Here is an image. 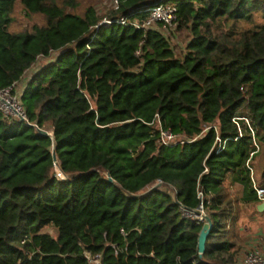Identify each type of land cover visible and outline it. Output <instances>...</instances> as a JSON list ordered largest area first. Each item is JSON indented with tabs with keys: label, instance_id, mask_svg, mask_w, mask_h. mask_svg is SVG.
<instances>
[{
	"label": "trees",
	"instance_id": "1",
	"mask_svg": "<svg viewBox=\"0 0 264 264\" xmlns=\"http://www.w3.org/2000/svg\"><path fill=\"white\" fill-rule=\"evenodd\" d=\"M17 1L45 24L11 31ZM79 1L0 0V89L55 56L22 89L29 124L0 113V264H235L224 184L246 203L264 189V2L118 0L106 17L126 24L104 29L94 5L67 10ZM163 2L190 32L182 55L133 25ZM156 119L185 141L161 146ZM198 189L213 224L202 257L203 224L180 208Z\"/></svg>",
	"mask_w": 264,
	"mask_h": 264
},
{
	"label": "built area",
	"instance_id": "2",
	"mask_svg": "<svg viewBox=\"0 0 264 264\" xmlns=\"http://www.w3.org/2000/svg\"><path fill=\"white\" fill-rule=\"evenodd\" d=\"M260 1L264 2V0ZM111 2L112 8L117 9L118 0H112ZM115 22L120 25L126 24V20H124L123 18L117 19L112 15L102 20L99 23V27L108 29ZM133 25L137 28H143L146 30H159V32H161L166 38L169 39V41H171L177 28V8L173 3L170 2H163L154 5L153 7L149 8L148 15L144 22H142L141 24L133 23ZM137 54L138 52H136V55ZM16 87H18L17 84L5 89H0V113L6 119L19 120L25 122L26 124H29L25 114V110L20 100L22 90L18 94L16 93ZM156 123L158 143L161 146H175L177 144H182L185 141L183 135L175 134L168 129H163L157 119ZM154 186L155 188L162 187L163 189L169 190L172 196L176 195V190L173 187L166 185L161 181H157ZM253 189L255 191L258 202L264 204V189L257 187L254 183ZM197 199L198 206L195 210L188 211L183 207L180 208L184 217L204 224L205 219L203 218V216L207 215L204 209L205 196L200 189L197 190ZM194 211H198L200 215H196ZM239 264H264V253L262 250H260L259 247L255 246L243 255Z\"/></svg>",
	"mask_w": 264,
	"mask_h": 264
},
{
	"label": "crops",
	"instance_id": "3",
	"mask_svg": "<svg viewBox=\"0 0 264 264\" xmlns=\"http://www.w3.org/2000/svg\"><path fill=\"white\" fill-rule=\"evenodd\" d=\"M32 73V69L28 71L17 86L20 85L21 88V85H25ZM224 187L231 204L224 226L231 231L228 234V239L234 246L232 251L237 252L236 256L239 263L243 255L255 246L264 253V228L258 223L250 224V222L258 220V217L264 219V211L259 212L257 210L259 202L246 203L243 201V187L235 179H228Z\"/></svg>",
	"mask_w": 264,
	"mask_h": 264
},
{
	"label": "rangeland",
	"instance_id": "4",
	"mask_svg": "<svg viewBox=\"0 0 264 264\" xmlns=\"http://www.w3.org/2000/svg\"><path fill=\"white\" fill-rule=\"evenodd\" d=\"M55 1L58 4H61V2H62V0H55ZM111 1L112 0H80L77 7L73 8V9H67V10L70 11V13L81 15L83 13L84 9L88 5H94L98 10L99 15L102 17V20H104V19L108 18V17H106V15H108L110 13V11L113 9ZM11 16L13 19L11 27H10L11 31L29 30L33 25H40L41 26V25L45 24V19L41 15L27 16L25 14V10H24L22 4L19 1L16 2L15 7L13 9V13ZM262 22H263L262 17L258 14L255 15L253 25H259ZM250 26H252V25L242 23L239 25V28H244V27L246 28V27H250ZM189 37H190V32L186 28L177 29L175 31V34H174L172 40L170 41V44H171L176 55H182L184 53L185 46L187 44ZM54 57L55 56L52 55L49 58V60H53ZM49 60H45V59L39 60L36 63V65H34V67L32 68V71L39 68L41 65L45 64ZM23 86L21 85V88H20V85L18 87H16V93L19 94L21 92V90L23 89ZM43 130H46L49 133H51V131L47 128H45ZM259 164L261 166L264 165V151L262 152L261 158L259 159ZM256 178H258L257 174H256ZM153 188H155L154 185L152 186L151 189H153ZM223 223H226V221L224 220ZM253 223H258L261 227L264 228V219L261 217H258V220H256V221L250 222V224H253ZM44 231L49 233L52 236H55V231L52 228H46V229H44ZM226 231H227V234L231 233V231L229 229H226ZM222 256H224V258H225V256L227 257V255H219L217 260L221 259ZM89 262H90V264H100L98 257H89ZM218 262L219 261H217V264H220ZM235 264H239L237 256H236V263Z\"/></svg>",
	"mask_w": 264,
	"mask_h": 264
},
{
	"label": "water",
	"instance_id": "5",
	"mask_svg": "<svg viewBox=\"0 0 264 264\" xmlns=\"http://www.w3.org/2000/svg\"><path fill=\"white\" fill-rule=\"evenodd\" d=\"M29 126H32V125H29ZM37 132L39 135H41L43 137H51L52 136V134H50L48 131L43 130V129L37 128ZM52 160L54 163H57V157L55 154V150L52 151ZM108 181L113 182L109 175H108ZM257 210L259 212L264 211V204L260 203L257 206ZM188 211H190V210H188ZM194 213L196 215H200V213L198 211H194ZM203 218L205 219V223L202 225V229H201L199 236H198V253H199L200 257H202L203 253L205 252L206 241H207V238L210 235L212 228H213L212 221L210 220L208 215H204Z\"/></svg>",
	"mask_w": 264,
	"mask_h": 264
}]
</instances>
